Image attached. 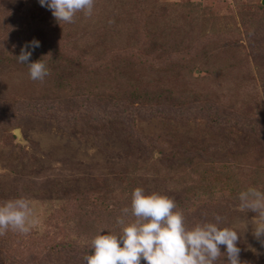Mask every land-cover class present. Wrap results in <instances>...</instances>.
Listing matches in <instances>:
<instances>
[{
  "label": "rangeland",
  "instance_id": "obj_1",
  "mask_svg": "<svg viewBox=\"0 0 264 264\" xmlns=\"http://www.w3.org/2000/svg\"><path fill=\"white\" fill-rule=\"evenodd\" d=\"M33 39L40 46L28 62H46L43 82L16 58ZM2 43L0 202L30 200L37 221L28 234L0 236L12 261L86 264L64 248L45 250L119 233L117 217L142 187L188 197L189 227L219 215L239 233L242 264H264L258 218L238 199L248 187L264 191V140L255 132L264 131V0H95L91 16L61 24L39 0H0ZM209 105L230 125L214 126ZM193 163L216 188L192 195ZM220 170L228 177L221 191ZM236 177L252 185L237 191Z\"/></svg>",
  "mask_w": 264,
  "mask_h": 264
},
{
  "label": "clouds",
  "instance_id": "obj_2",
  "mask_svg": "<svg viewBox=\"0 0 264 264\" xmlns=\"http://www.w3.org/2000/svg\"><path fill=\"white\" fill-rule=\"evenodd\" d=\"M41 6L51 10L61 24L73 23L77 13L91 16L95 0H39ZM40 46L38 40L26 43L19 63L27 64L29 77L43 82L50 75L42 59L28 62L29 49ZM240 207L256 213L258 218L253 235L264 245V191L248 187L239 193ZM32 202L26 198L0 202V236L9 230L28 234L36 225ZM121 230L97 234L90 242V254L84 256L86 264H216L226 257V264H242L237 246L239 233L229 226L221 227V217L203 221L189 227L184 213L177 209L174 199L157 193H146L136 187L131 194V205L122 209L117 217ZM101 229L100 231L102 232ZM225 246V251H221Z\"/></svg>",
  "mask_w": 264,
  "mask_h": 264
},
{
  "label": "trees",
  "instance_id": "obj_3",
  "mask_svg": "<svg viewBox=\"0 0 264 264\" xmlns=\"http://www.w3.org/2000/svg\"><path fill=\"white\" fill-rule=\"evenodd\" d=\"M30 29L31 28H28V29H26L24 32H20L19 34H16V35H11L10 37H9V39H11L10 41H12V40H17V41H19L20 40V38L23 36V34L25 33H29L30 32ZM0 47H2V48H6V46H5V44H1L0 45ZM123 51V48H120V50H119V53H121ZM12 53V52H11ZM137 57L140 59V60H142V56L141 55H137ZM143 60H144V58H143ZM146 60V59H145ZM150 60H146L145 62H149ZM96 83V82H95ZM99 94V93H98ZM99 98H101V100H105L104 102H108V101H112V99L113 98H107V99H105L104 97H103V95H97ZM115 97H117L118 95H117V92H115V95H114ZM104 98V99H103ZM56 103H58V102H56ZM102 104V103H101ZM58 105H60V104H58ZM57 105V107H59L60 108V106H58ZM100 105V104H99ZM30 107V111L31 112H35V106L34 105H31V106H29ZM197 107H199V106H197ZM58 109V108H57ZM190 109V108H189ZM201 109H203V107H201L200 106V110ZM205 109H207L206 111H207V117L209 118V121L211 122V123H214V126H216V127H219V128H222V129H224V127H226L227 125H230V122L227 120V119H225V117L221 114V113H217V111L215 110V109H213V108H211V106L209 105V107L207 108H205ZM205 109H203V110H205ZM107 111L108 110H103L102 111V116H106V115H108L109 117L112 115V114H110L109 112L107 113ZM111 111H113L114 112V110H111ZM192 111H194V110H191L190 112H188V114L187 115H189L190 116V114H192ZM187 112V111H186ZM86 115L85 116H87V110H86ZM190 113V114H189ZM76 115H78L77 113H75ZM76 115H73V114H71V116H70V121H74V120H76V119H78L77 117H76ZM83 115V114H82ZM113 115H115V113H113ZM79 116V115H78ZM188 117V116H187ZM233 125H236V123L235 124H233ZM237 126V125H236ZM247 126V124L245 123L244 124V127H246ZM261 129V128H260ZM255 132L256 133H258V135L259 136H261V139L262 140H264V131H260L259 129H257V128H255ZM264 143V142H263ZM197 157V156H196ZM192 170H190V172H192V176L194 175V174H196L197 175V179L195 180V183L193 184V186H192V189L193 190H191V193H192V195H194L195 194V189L196 188H216V187H214V186H212L211 187V181H210V174H208V172L206 173L203 169H201V170H198V168L200 169V167H199V165H196L195 163H193L192 165ZM217 171V170H216ZM195 172V173H194ZM223 172H221V170H220V172H218L217 173V175L219 176L218 177V179H219V183H220V185H219V191H221V188L223 187V184H221L222 183V181H224V180H226L228 177H223L222 178V175H224V174H222ZM252 174H254V173H252ZM191 175H190V177L191 178H193ZM227 176V175H226ZM190 178V179H191ZM193 181H194V178L192 179ZM252 181V180H251ZM254 182H255V180H253ZM203 182V183H202ZM233 186L232 187H235V188H237V191L241 188V186H243V185H245L246 187L247 186H249V185H252V183L250 184L249 182L247 183V181H246V179H244V180H239V179H237V177L236 178H234L233 179ZM234 188V189H235ZM194 193V194H193ZM99 198V197H98ZM97 198V200H98V203H97V205L98 206H100V207H103L104 209H108L109 210V208H111L112 207V202L110 203V202H103V201H101V200H99ZM182 200H184V201H177V200H175V202H176V205H177V209L179 210L180 209V211H182L181 210V208H182V206H184L185 207V204L184 205H182V203H186V201H188V200H186V199H188V197H186V199H185V196H183L182 198H181ZM182 202V203H181ZM76 204H77V202H76ZM194 206V203H192V206H191V208ZM78 210L80 211V207L78 208ZM82 211H83V209H81ZM111 211V210H110ZM185 216H188V215H186V214H184ZM101 216V215H100ZM98 220H97V222H100V220L102 219V217L100 218L99 217V214L98 215H96L95 216ZM187 219H190L189 217L187 218ZM186 219V220H187ZM188 221V220H187ZM189 223V222H188ZM193 223H194V221H193ZM221 226V225H220ZM94 227H95V225H94ZM222 227V226H221ZM94 234V233H93ZM100 234V233H99ZM94 238V237H93ZM55 247L53 248V249H51V248H49V247H47L46 248V250L45 251H48V254H52L53 252L54 253H57L58 254V251L60 252V249H62V248H64L65 249V251L66 252H69V253H71L70 255L71 256H74L75 255V257H76V259H78L79 260V258H84V256L85 255H87V254H90V252H91V250H90V244H87V245H84V244H77V243H69V242H67V243H62L61 245H58V247H57V244L56 245H54ZM225 248V246H221V251H223V249ZM53 255V254H52ZM74 257V258H75ZM224 258V257H223ZM225 259H226V257H225ZM84 260V259H83ZM220 260H222V259H220ZM50 262H51V264H52V261H51V259H50V261H45V260H43V261H40V262H38L37 264H50ZM0 264H23V263H17V262H15V261H12V258H9L6 254H5V252L2 250V249H0ZM141 264H146V261H144L143 259L141 260Z\"/></svg>",
  "mask_w": 264,
  "mask_h": 264
},
{
  "label": "water",
  "instance_id": "obj_4",
  "mask_svg": "<svg viewBox=\"0 0 264 264\" xmlns=\"http://www.w3.org/2000/svg\"><path fill=\"white\" fill-rule=\"evenodd\" d=\"M14 134H15L17 137H19V131H18V129H14Z\"/></svg>",
  "mask_w": 264,
  "mask_h": 264
}]
</instances>
